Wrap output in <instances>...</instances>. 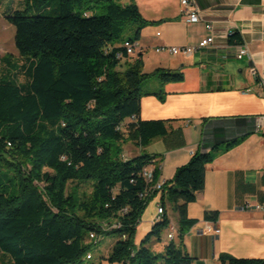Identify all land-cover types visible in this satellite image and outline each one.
Wrapping results in <instances>:
<instances>
[{
	"label": "trees",
	"instance_id": "trees-1",
	"mask_svg": "<svg viewBox=\"0 0 264 264\" xmlns=\"http://www.w3.org/2000/svg\"><path fill=\"white\" fill-rule=\"evenodd\" d=\"M5 16L16 28L23 62L0 57V264H82L113 234L117 239L98 264H193L182 244L198 222L188 216V204L204 190L214 153L197 149L172 180L146 194L161 169L156 165L151 184L143 170L157 154L126 158L121 146L132 141L144 148L169 132L165 120L141 119V101L164 99L150 81L185 77L166 68L144 72L142 54L127 52L125 43L139 41L151 21L135 0H18ZM159 191L162 205L170 202L178 213L180 233L179 242L168 237L160 251L153 241L170 227L166 212L135 241ZM218 218V211L204 214L207 221ZM220 261L264 264L228 253Z\"/></svg>",
	"mask_w": 264,
	"mask_h": 264
},
{
	"label": "crops",
	"instance_id": "crops-1",
	"mask_svg": "<svg viewBox=\"0 0 264 264\" xmlns=\"http://www.w3.org/2000/svg\"><path fill=\"white\" fill-rule=\"evenodd\" d=\"M135 2L151 21L142 29L135 54H142L144 72L166 68L181 71L185 77L166 84L150 81L154 91H163L164 99L144 96L141 119L165 120L169 132L139 147L140 152L130 141L133 145L123 150L124 157L157 154L150 167H160V178L170 181L194 151H212L215 157L206 170L205 188L188 204V216L198 222L184 234L183 248L193 257V264H222V253L264 258V212L253 207L264 202V121L258 120L264 116V0H196L203 16L200 22L186 21L180 0ZM235 33L239 37L231 41ZM211 34L214 43L190 55L158 50L196 45ZM244 44L253 60L235 56ZM251 65L257 67L258 76L252 74ZM235 139L241 140L226 150L225 145ZM150 205L154 212L145 222L141 219L137 231L144 226L145 231L136 242L152 228L162 205L160 191ZM163 207L171 224L162 240L153 241L159 251L171 228L174 240L180 241L178 213L170 202ZM206 211H218V220H205ZM207 223L220 233H203Z\"/></svg>",
	"mask_w": 264,
	"mask_h": 264
},
{
	"label": "built area",
	"instance_id": "built-area-1",
	"mask_svg": "<svg viewBox=\"0 0 264 264\" xmlns=\"http://www.w3.org/2000/svg\"><path fill=\"white\" fill-rule=\"evenodd\" d=\"M182 6L184 7V15L186 18V21L188 22H200L203 19L202 13H201V9L198 6L196 0H180ZM212 27L210 26V29ZM160 34V33H158ZM215 41V35L211 34L205 38H203L198 44L196 45H184V46H162L159 47L158 50H168L174 54H179V53H184L187 55L193 54L195 51L202 49V48H206L211 46ZM125 46L127 48V52L129 54H136L138 51V49L140 48V43L139 41H127L125 43ZM122 53H118V57H121ZM235 56L238 59H242L245 56H248L250 60H253V55L249 49V47L244 44L239 46L238 50L235 53ZM250 70L252 72V74L258 76V69L255 65H251ZM133 118L135 119L136 117L133 116ZM260 122L264 121V116L259 117L258 119ZM154 169L155 168H151L146 167L143 170V175L147 181L148 184L153 183L154 180ZM165 183L164 180H162L160 177L157 181V183L152 184L151 187H149L146 190V194L149 193L151 190H155V189H161L162 185ZM247 207H250V205H247ZM255 209L257 210H261L264 212V202L263 203H257L255 206H253ZM165 213V209L162 205L159 206L158 208V213L157 216L155 217L154 221L156 219H160L162 217V215ZM153 221V222H154ZM172 232L168 234V237L170 239L174 238V228H171ZM202 232L203 233H214V234H218L220 233V229L218 227H216L213 223H207L202 227ZM91 237H95L94 234H91ZM88 258L92 257V254H88L87 255Z\"/></svg>",
	"mask_w": 264,
	"mask_h": 264
},
{
	"label": "rangeland",
	"instance_id": "rangeland-1",
	"mask_svg": "<svg viewBox=\"0 0 264 264\" xmlns=\"http://www.w3.org/2000/svg\"><path fill=\"white\" fill-rule=\"evenodd\" d=\"M18 7V0H0V57L11 55L14 58L18 59V62L22 64L23 60L21 59V55L16 47L15 43V34H16V28L15 26L10 23L5 13L11 9V7ZM19 78L21 80H24L23 73H19ZM156 79H154L155 81ZM152 89V85L150 86ZM132 142V141H131ZM127 145H133L130 143V141L122 143V149L126 150ZM140 148L136 147V151H139ZM48 171H51L49 169H46ZM76 185V182L70 183V187ZM81 191H90V186L88 184H81L80 185ZM154 210L152 209L151 205L147 206L145 209L142 220H146L148 216H151L153 214ZM143 222V223H144ZM145 227V226H144ZM144 227L136 232L135 239H139L141 233H143ZM117 235H105L103 238L100 239L97 245L94 246V249L92 250L93 259H85L82 264H98L100 257L105 255L107 250L111 247V245L116 241ZM87 241L89 242L90 239L87 238Z\"/></svg>",
	"mask_w": 264,
	"mask_h": 264
}]
</instances>
